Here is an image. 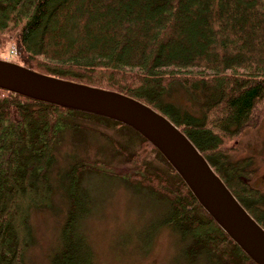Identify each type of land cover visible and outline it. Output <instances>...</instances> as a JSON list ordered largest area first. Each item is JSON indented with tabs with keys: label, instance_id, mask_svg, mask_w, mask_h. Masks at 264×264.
<instances>
[{
	"label": "trees",
	"instance_id": "trees-1",
	"mask_svg": "<svg viewBox=\"0 0 264 264\" xmlns=\"http://www.w3.org/2000/svg\"><path fill=\"white\" fill-rule=\"evenodd\" d=\"M9 40L15 62L123 92L167 116L264 227L262 194L250 182L252 157L233 158L239 150L235 139L264 114V0H0V48ZM177 87L196 111L166 97ZM71 115L131 128L0 88V264H26L33 242L30 211L52 202L48 173L55 143L72 126ZM140 137L165 167L140 164L141 155L133 153L137 168L126 179L168 200L163 221L189 240L185 255L256 264ZM85 169L101 167L72 166L69 209L50 264H92L77 226Z\"/></svg>",
	"mask_w": 264,
	"mask_h": 264
},
{
	"label": "rangeland",
	"instance_id": "rangeland-1",
	"mask_svg": "<svg viewBox=\"0 0 264 264\" xmlns=\"http://www.w3.org/2000/svg\"><path fill=\"white\" fill-rule=\"evenodd\" d=\"M16 53L11 40L0 48V58L14 60ZM166 97L179 108L196 111L180 87ZM68 118L72 126H67L55 143V160L48 173L52 202L30 211L33 242L26 251V264H50V256L58 249L61 225L69 209V175L72 166L80 162L101 167L82 170L80 180L86 196L80 201L77 226L90 248L92 264H218L215 257L205 253L188 258L189 240L181 239L163 221L168 200L126 179L137 168L130 159L133 153L141 155L140 164L165 167L161 156L144 144L135 130L104 118ZM235 143L239 150L233 158L252 157L250 182L259 189L264 205V114Z\"/></svg>",
	"mask_w": 264,
	"mask_h": 264
},
{
	"label": "water",
	"instance_id": "water-1",
	"mask_svg": "<svg viewBox=\"0 0 264 264\" xmlns=\"http://www.w3.org/2000/svg\"><path fill=\"white\" fill-rule=\"evenodd\" d=\"M0 88L131 127L160 152L232 241L256 264H264V227L167 116L123 92L45 73L5 58H0Z\"/></svg>",
	"mask_w": 264,
	"mask_h": 264
}]
</instances>
